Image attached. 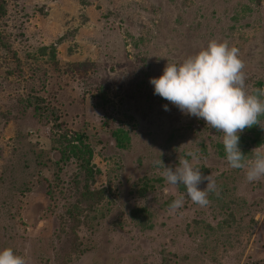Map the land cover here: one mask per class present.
I'll return each mask as SVG.
<instances>
[{
  "label": "rangeland",
  "instance_id": "374dc122",
  "mask_svg": "<svg viewBox=\"0 0 264 264\" xmlns=\"http://www.w3.org/2000/svg\"><path fill=\"white\" fill-rule=\"evenodd\" d=\"M0 4V249L25 264H264V177L230 168L223 133L149 83L215 40L239 50L247 92L264 88V0ZM261 126L240 134L246 159L264 145ZM63 134L90 146L87 169ZM190 151L216 184L204 207L154 164Z\"/></svg>",
  "mask_w": 264,
  "mask_h": 264
},
{
  "label": "clouds",
  "instance_id": "9594fccd",
  "mask_svg": "<svg viewBox=\"0 0 264 264\" xmlns=\"http://www.w3.org/2000/svg\"><path fill=\"white\" fill-rule=\"evenodd\" d=\"M243 67L236 47L211 40L206 48L182 62L167 63L159 76L149 78V83L154 95L222 132L228 166L243 169L246 180L255 182L264 177V145L253 148L251 157L246 159L239 139L246 128L261 126L258 118L264 115V88L247 92ZM163 107L168 110L167 104ZM185 156L174 167L165 166L161 159L154 164L163 168L161 175L167 183L183 185L188 199L201 207L207 206L208 193L216 190L215 181L209 175L202 176L200 169L190 162L196 159V153L190 151ZM202 182L206 183L200 188ZM183 203L184 197L179 196L168 207L176 210ZM0 264H25V260L12 249L4 248L0 249Z\"/></svg>",
  "mask_w": 264,
  "mask_h": 264
},
{
  "label": "trees",
  "instance_id": "16d2710c",
  "mask_svg": "<svg viewBox=\"0 0 264 264\" xmlns=\"http://www.w3.org/2000/svg\"><path fill=\"white\" fill-rule=\"evenodd\" d=\"M3 5L0 4V16L3 14V10H2ZM7 44L5 42H3L0 39V46L1 47H7ZM45 50V49H44ZM54 48H52V50L48 53L49 55V59L48 61L50 62L51 59H53L54 57ZM24 101V104L27 105H31L33 102L36 104H38L39 102L37 101V97L33 96V95H27L25 97L22 98ZM114 132H119L118 135H120L121 130H115ZM56 142L60 143V145L63 146L64 148V152H66V150H68V154L73 157L75 160L79 161V164L81 165L82 169H87L90 161H91V157H92V151L90 146L84 142L83 137L81 136V134L73 136L72 140H68L66 138V134H63L61 136H59V138H57V140H55ZM64 141V143H63ZM260 141V140H258ZM66 145L64 146L63 144ZM103 190H98L96 191V197L97 199L101 197V193Z\"/></svg>",
  "mask_w": 264,
  "mask_h": 264
}]
</instances>
